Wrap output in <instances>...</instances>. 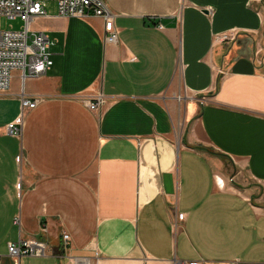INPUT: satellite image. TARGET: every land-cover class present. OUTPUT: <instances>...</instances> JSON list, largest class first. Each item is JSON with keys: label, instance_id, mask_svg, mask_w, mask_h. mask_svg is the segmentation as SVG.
Here are the masks:
<instances>
[{"label": "crops", "instance_id": "obj_1", "mask_svg": "<svg viewBox=\"0 0 264 264\" xmlns=\"http://www.w3.org/2000/svg\"><path fill=\"white\" fill-rule=\"evenodd\" d=\"M104 1L117 43L46 9L51 69L0 92L1 263L264 264V0Z\"/></svg>", "mask_w": 264, "mask_h": 264}, {"label": "built area", "instance_id": "obj_2", "mask_svg": "<svg viewBox=\"0 0 264 264\" xmlns=\"http://www.w3.org/2000/svg\"><path fill=\"white\" fill-rule=\"evenodd\" d=\"M49 2H56L59 17L86 18L95 16L104 22L106 41L117 43L119 32L115 27L116 14L111 11L104 0H0V92H7L11 88L14 73H20L22 85L28 80L44 77L51 69V48L54 42L43 31L33 30L32 26L42 18L47 17L46 6ZM19 19L24 23L22 30L16 31L13 27L3 28V20ZM235 32L223 34L222 42L234 41ZM39 99L25 96L21 98L22 111L33 110ZM107 103L103 94H97L93 100H87L92 112H99ZM9 132L19 135L18 125L10 124ZM220 184V181L218 180ZM46 232L47 229L43 228ZM64 255L67 264H92L90 259L73 257L66 251L70 248L71 237L64 232L62 235ZM49 244L39 239H23L8 245L9 256L17 263L22 257H44L49 254ZM0 264L1 260H0ZM186 264V263H178Z\"/></svg>", "mask_w": 264, "mask_h": 264}, {"label": "rangeland", "instance_id": "obj_3", "mask_svg": "<svg viewBox=\"0 0 264 264\" xmlns=\"http://www.w3.org/2000/svg\"><path fill=\"white\" fill-rule=\"evenodd\" d=\"M56 7H57L56 2H49L47 4V6H46V9H47L48 13L51 15V14H55L56 13ZM41 26H42V21H38L32 26V28H33V30L40 29ZM11 27H13L16 31H19V30L23 29L24 23L22 21H20L19 19H16V20H5L4 19L3 20V28L4 29H10ZM19 74L20 73H18V72L14 73V77H13L12 83H11L12 87H17V88L21 87V83H20L21 79H20V75ZM207 151H208L209 154H212V155L214 154L211 150L207 149ZM242 184H244V185H252V187L254 186L256 188V190H255L256 193L263 191V188H260L257 185H254L248 179H244V180L242 179Z\"/></svg>", "mask_w": 264, "mask_h": 264}]
</instances>
